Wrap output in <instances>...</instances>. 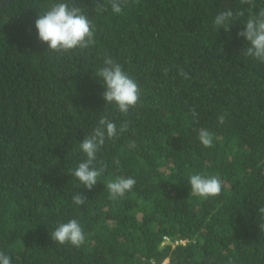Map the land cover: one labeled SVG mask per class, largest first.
Listing matches in <instances>:
<instances>
[{"label": "trees", "instance_id": "trees-1", "mask_svg": "<svg viewBox=\"0 0 264 264\" xmlns=\"http://www.w3.org/2000/svg\"><path fill=\"white\" fill-rule=\"evenodd\" d=\"M60 2L85 10L94 45L46 52L34 23ZM100 2L0 7V252L11 264H264V63L241 55L237 36L264 0H128L120 14L96 13ZM224 10L244 12L227 32L213 25ZM106 57L139 86L127 114L102 99ZM104 116L128 130L98 151L106 168L88 191L72 170ZM193 174L219 176L220 194L193 196ZM117 177L136 183L112 201L106 183ZM77 192L85 204L72 203ZM72 219L84 244L57 245L50 233Z\"/></svg>", "mask_w": 264, "mask_h": 264}, {"label": "clouds", "instance_id": "clouds-1", "mask_svg": "<svg viewBox=\"0 0 264 264\" xmlns=\"http://www.w3.org/2000/svg\"><path fill=\"white\" fill-rule=\"evenodd\" d=\"M128 0H101L95 4L96 13L104 12L106 5L110 6L113 14H120L127 4ZM241 4L255 7L254 0H240ZM250 8V10H251ZM244 12L234 13L231 10L220 11L216 14L213 25L217 31L221 28L225 32L229 31L237 17L243 16ZM37 33V39L40 43L46 45V52L65 54L75 49L84 50L95 44V29L85 10L76 6L75 2L71 4L60 2L50 6V8L41 15H37L34 23ZM238 37L244 38L247 46L241 55L264 63V8L257 13L250 14L244 23L243 31L237 33ZM184 75L183 72L180 73ZM96 76L102 79L104 91L102 99L105 104H114L121 114H127L131 108L137 105L140 99L139 86L135 80L130 78L112 58L106 57L103 66L98 70ZM187 78V77H185ZM195 118V110H190ZM218 123H224V116L218 117ZM128 130L127 123L121 124L119 130L116 123L110 121L107 116L101 117L97 126L91 135H85L79 143V148L86 157L78 166L72 170V176L79 181V184L88 191H91L97 184L106 168L103 161L97 162V153L105 144L106 140H115L120 133ZM198 140L206 148L212 146L213 135L206 129H200ZM129 149L135 148V142H130ZM99 163V168L96 164ZM114 163L119 165V160ZM136 181L131 177H117L109 180L106 187L109 193V199L112 201L123 197L134 187ZM222 181L219 176L210 177L201 174L190 176L188 184L193 196L206 200L216 197L220 194ZM87 197L77 192L72 197L74 205H83ZM259 230L264 231V207L258 210ZM50 239L57 245L69 244L72 247H80L85 242V234L76 219L69 220L67 223H61L54 231L50 233ZM0 264H11L10 257L0 252Z\"/></svg>", "mask_w": 264, "mask_h": 264}, {"label": "water", "instance_id": "water-1", "mask_svg": "<svg viewBox=\"0 0 264 264\" xmlns=\"http://www.w3.org/2000/svg\"><path fill=\"white\" fill-rule=\"evenodd\" d=\"M11 0H4L0 3V7L4 6L5 4L9 3Z\"/></svg>", "mask_w": 264, "mask_h": 264}, {"label": "built area", "instance_id": "built-area-1", "mask_svg": "<svg viewBox=\"0 0 264 264\" xmlns=\"http://www.w3.org/2000/svg\"><path fill=\"white\" fill-rule=\"evenodd\" d=\"M163 243H168L167 237H163Z\"/></svg>", "mask_w": 264, "mask_h": 264}]
</instances>
